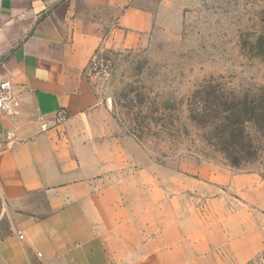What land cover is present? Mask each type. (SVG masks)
<instances>
[{"label": "crops", "instance_id": "1", "mask_svg": "<svg viewBox=\"0 0 264 264\" xmlns=\"http://www.w3.org/2000/svg\"><path fill=\"white\" fill-rule=\"evenodd\" d=\"M161 21L141 0H0V84L20 99L17 116L0 113V264L262 253L264 175L196 157L158 165L121 133L90 72L99 55L146 49Z\"/></svg>", "mask_w": 264, "mask_h": 264}, {"label": "rangeland", "instance_id": "2", "mask_svg": "<svg viewBox=\"0 0 264 264\" xmlns=\"http://www.w3.org/2000/svg\"><path fill=\"white\" fill-rule=\"evenodd\" d=\"M141 6L162 16L150 45L95 57L121 133L161 166L196 157L264 175V0Z\"/></svg>", "mask_w": 264, "mask_h": 264}, {"label": "built area", "instance_id": "3", "mask_svg": "<svg viewBox=\"0 0 264 264\" xmlns=\"http://www.w3.org/2000/svg\"><path fill=\"white\" fill-rule=\"evenodd\" d=\"M101 70H99V65L96 62V58L93 59L90 65V72L94 75H98ZM12 86L11 83L6 81L0 84V113L10 115V116H17L19 114L20 109V99L18 96H14L12 94ZM68 117L65 112H61L58 115V120L60 123L67 121ZM44 129H47L45 126ZM4 145L0 141V153L3 151ZM20 239H23L20 236Z\"/></svg>", "mask_w": 264, "mask_h": 264}]
</instances>
